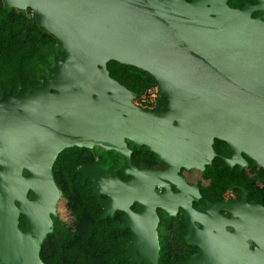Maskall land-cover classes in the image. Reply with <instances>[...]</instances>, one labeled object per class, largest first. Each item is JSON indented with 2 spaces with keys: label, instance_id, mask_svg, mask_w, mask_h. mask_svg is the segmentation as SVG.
I'll return each instance as SVG.
<instances>
[{
  "label": "water",
  "instance_id": "95a60500",
  "mask_svg": "<svg viewBox=\"0 0 264 264\" xmlns=\"http://www.w3.org/2000/svg\"><path fill=\"white\" fill-rule=\"evenodd\" d=\"M2 1L30 9L59 48L37 85L0 95V264H45L39 251L63 194L52 165L66 147L99 145L123 154L125 179L96 163L76 167L95 193L107 195L100 218L125 209L122 226L132 231L125 248L151 264L159 256L155 206L190 204L170 189L179 178L184 183L180 166L203 169L217 154V138L227 143L218 154L227 164L247 163L243 152L264 167V0L242 8L226 0ZM252 9L259 14L251 16ZM109 60L152 76L157 104H136L138 93L110 75ZM134 144L166 166H135ZM228 204L252 215L230 233L254 239L236 245V261H221L264 264V206L244 195ZM199 245L189 263L206 264L205 253H218L214 244Z\"/></svg>",
  "mask_w": 264,
  "mask_h": 264
},
{
  "label": "flooded vegetation",
  "instance_id": "af4514ba",
  "mask_svg": "<svg viewBox=\"0 0 264 264\" xmlns=\"http://www.w3.org/2000/svg\"><path fill=\"white\" fill-rule=\"evenodd\" d=\"M226 3L231 7L242 8L245 4H256L257 0H226ZM258 14L259 10L252 9L250 11L251 16H257ZM158 94L159 89L155 83L151 89L147 90L146 94L138 95L133 100L142 107L153 108L157 104L156 97ZM212 146L217 154L213 156L210 163H206L203 169L180 166L177 174L182 176L184 183L180 178L176 180L178 187L170 183L172 191L178 190L176 193L177 197L173 196V198L183 203L189 201L190 204L176 203L175 205L155 206L158 216L156 231L159 244L157 264H192L189 263V259L192 254L199 252L200 242L205 245L214 244V248L218 250V253H205L204 263L215 264V257L217 261L220 260L219 264H224L221 261L222 259L224 261L226 259L231 262L236 261V258L239 257L236 245H244V242L250 244L254 239L252 236L245 235L243 242L241 237L236 236V231L234 234L230 233L240 222H245L246 217H251L252 215H242V206L240 205H223V203L237 202L244 195L247 203L255 201L264 206V167L254 165L252 159L243 152L242 156L247 163L242 166L239 163L229 165L218 155L227 147V143L224 140L215 138ZM69 147L73 148L71 153L77 158L75 170L81 178L89 181L90 186L91 180L78 171L77 165L96 163L103 169L111 167L120 179H125L128 176L120 169V166L124 163V156L120 152L113 149H102L99 145ZM130 158L131 162L137 167L163 169L166 166V162L160 159L153 151L147 149L144 144H134L130 152ZM216 158H218V161ZM186 184L191 187L195 185L196 189L195 187H187ZM155 190L158 192L160 188L156 185ZM93 193L94 204H97L95 211H97L99 217L104 208L100 200L106 198L107 195L97 194L94 191ZM27 195H30V192ZM134 204L135 201L129 207L134 209ZM66 211L70 215L67 223L71 224L74 216H72L67 206ZM108 217L109 228L118 227L119 229L129 230L130 236L128 238L121 237V241L126 247L127 242L132 239V231L129 227L122 226L127 219L125 209H112L111 214L102 218ZM54 218L60 219L57 214ZM61 220L64 221V219ZM17 225L20 227L25 225V216L21 212L17 215ZM227 244L228 254L224 247ZM126 253L130 255L127 250ZM256 254L254 255L257 256ZM130 256L133 260L138 261L135 255ZM143 261L147 262L144 259L138 262Z\"/></svg>",
  "mask_w": 264,
  "mask_h": 264
},
{
  "label": "trees",
  "instance_id": "16d2710c",
  "mask_svg": "<svg viewBox=\"0 0 264 264\" xmlns=\"http://www.w3.org/2000/svg\"><path fill=\"white\" fill-rule=\"evenodd\" d=\"M58 48L57 39L32 19L30 9L5 6L0 0V95L16 92L19 86L28 90L37 85L38 75L52 65ZM107 68L138 95L146 94L156 83L133 65L109 60ZM72 149L66 147L58 153L52 170L73 223L54 218L53 230L41 244V259L45 264H148L126 253L121 237L130 236L128 229L109 228V217H98L92 187L75 170L77 158Z\"/></svg>",
  "mask_w": 264,
  "mask_h": 264
},
{
  "label": "rangeland",
  "instance_id": "374dc122",
  "mask_svg": "<svg viewBox=\"0 0 264 264\" xmlns=\"http://www.w3.org/2000/svg\"><path fill=\"white\" fill-rule=\"evenodd\" d=\"M57 215H59L60 220L64 219L65 222H68L70 215L66 211L65 199L61 196L57 202Z\"/></svg>",
  "mask_w": 264,
  "mask_h": 264
}]
</instances>
